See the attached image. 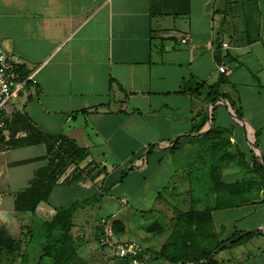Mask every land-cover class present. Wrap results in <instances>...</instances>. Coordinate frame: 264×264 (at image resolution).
I'll return each mask as SVG.
<instances>
[{"label": "crops", "instance_id": "0c3cea01", "mask_svg": "<svg viewBox=\"0 0 264 264\" xmlns=\"http://www.w3.org/2000/svg\"><path fill=\"white\" fill-rule=\"evenodd\" d=\"M0 43L19 78L32 76L8 121L26 115L44 133L75 140L88 151L80 165L97 177L68 182L71 165L36 214H7L6 198L14 208L15 193L49 163L44 142L11 146L19 127L13 121L0 142V225L16 217L28 229L57 208L108 193L98 182L111 184L108 179L131 167L126 177L145 183L181 147L189 154L170 171H192L204 183L211 196L196 202L204 209L214 208L217 192L225 193L214 181L215 148L222 162L218 177L234 183L231 191L244 195L258 184L263 194L252 158L264 154V0H0ZM221 79L220 92L235 100L242 116L227 99L210 101L209 86ZM244 159L251 168L241 165ZM187 181L186 192L206 193ZM259 201L255 196L245 203ZM94 206L79 207L75 216ZM212 215L211 225L221 231ZM258 226L264 232V224Z\"/></svg>", "mask_w": 264, "mask_h": 264}, {"label": "rangeland", "instance_id": "374dc122", "mask_svg": "<svg viewBox=\"0 0 264 264\" xmlns=\"http://www.w3.org/2000/svg\"><path fill=\"white\" fill-rule=\"evenodd\" d=\"M188 154L184 148H178L172 154L171 159L165 160L164 166L166 169L161 170L160 168V170L155 171L145 183H142L140 178L125 177L111 189L115 195H109L108 198L104 196L103 199L98 196L96 202L92 199L96 198L97 195L88 198L95 206L78 211L74 220L73 233L78 239L79 249H84V254L88 255L90 264H116L117 258L110 255V250L102 248L98 244L97 233L100 232L98 228L100 220L107 216L124 224L123 230L115 232L117 238L135 239L147 253H150L151 257L145 262L146 264H173L169 257L177 255L176 249L168 248L164 251V256L158 258H156L155 252L163 244L173 240H182V238L189 235L192 236L193 240L190 250L199 251L196 255L198 258L203 256L206 250L212 249L211 256L215 253L214 258L218 261L217 264H264V232H251L255 228H260L259 224H264V192L259 194L261 188L258 184L253 183L254 185H252L247 182L249 183L248 186L251 184L247 194L236 193L235 198L242 202L241 199L243 200L245 197L248 199L257 196L260 198L259 202L240 203L238 205L240 207L236 210H223V208L215 210L213 207L207 206L213 208L215 223L216 225H222L221 231H217L214 225H211L212 227L208 229L207 233L205 232L206 228L203 229L196 225H191L189 230L181 229L180 224L183 222L180 218L181 213H185L192 208H203V205L201 206L200 203L196 202L202 195L203 198L207 199L211 196L208 189L203 188L204 183L203 185L202 183L198 184L200 182L199 178L195 180L197 190L206 191V193L192 192L193 187H195L193 185L192 191L186 192V188L182 183L185 179L188 180L187 182L193 181L195 177L192 171L185 174L178 172L175 175L171 173V167L176 166L177 162L184 159ZM197 174L200 175V173ZM120 175L119 172L115 175L116 177L108 179V181L112 182L118 179ZM245 177L242 171L238 178L242 181ZM202 178H205V176ZM246 180L248 181L247 178ZM109 185L102 186L107 187ZM6 199L8 200L5 201V206L8 207L5 208V212L13 216L15 210L12 205L10 206L11 203L9 204L10 198ZM80 199L82 200V198ZM27 215L31 214L27 213ZM11 218V221H7V223L11 232L18 238L19 247L12 253L0 251V264H23V253L31 249L30 231L25 225L20 227L21 224L19 223L21 222L15 221V219L17 220L16 217ZM191 227L192 229H190ZM235 230H238L239 234L232 239L246 231H249L248 233H251V236L232 245L226 244L232 240H227L230 237L229 233L228 236L226 235L227 232L232 233ZM37 241L38 237L36 236L33 247L29 251L30 257L34 258L33 264L37 263V257L41 254ZM148 244L151 245V248H148ZM52 263V260L48 257L43 262V264Z\"/></svg>", "mask_w": 264, "mask_h": 264}, {"label": "trees", "instance_id": "16d2710c", "mask_svg": "<svg viewBox=\"0 0 264 264\" xmlns=\"http://www.w3.org/2000/svg\"><path fill=\"white\" fill-rule=\"evenodd\" d=\"M222 82L223 80L221 79L217 84L209 86L211 90L209 95L210 101L215 102L218 98L227 99L229 100V103L232 105L236 113L242 116V112L236 105L235 100L227 93L220 92L219 87ZM15 116L20 120L17 121L16 118H13L11 119V122L8 121L7 125L10 126L13 121L19 122V127L16 129V131H24L25 135L17 139L16 137H14V135L17 134V132H15L10 139L11 146L44 142L47 148V154L45 157L49 160L47 166L36 171L34 178L31 180L27 187L18 190L15 193V216L20 217L21 215L26 213L36 214L40 205L49 201L53 187L66 173V171L71 165H75V168L73 170L72 176L69 175L65 178V180H67L68 182H74L81 175L84 174L93 181L97 179V177L92 176V174H90L89 170L87 169V166L80 165V163L83 162L88 156V151L86 150V148L80 146L75 140L70 139L65 135H50L44 133L40 128L34 125L26 115L17 114ZM212 131L214 132L213 129H211L210 132ZM1 142H3V135L1 137ZM218 150L220 151V149L215 148L213 151L214 162L211 163V165L214 169L215 184H221L222 190H224L225 193L222 194L220 192H217L216 204L214 208L223 206H238L241 202L240 200L235 198L236 192L231 191L235 187L234 183H224L221 181V178L218 177V170L221 167L220 165L222 164V162L219 160L221 156H219ZM252 161H254V163L257 165L255 169L262 178L260 184L264 188V164L261 162L260 158L256 156H253ZM241 165L249 168H251L252 166L251 163L245 161V159L241 163ZM132 168L133 167H131L130 169L123 170L122 175L118 179L113 180L111 184L107 187L102 186L103 184H100L98 182V186L103 191H106L108 193L96 194V198H93L92 200H96L98 196H100V198H103L105 194L113 195L111 191L113 186L118 183V181H122ZM193 181L195 182V179H193ZM227 190H229L228 193ZM243 201L245 202L247 201V199L244 198ZM89 202L91 201L88 198L85 200L73 201L65 207L57 208L55 212L51 215V217L42 221L41 223H38L37 221L32 222L33 225L28 227V231H30L31 235V249L33 247L35 237L37 236V245L41 253L37 257L38 261L36 264H43L45 258L47 257L52 260V264H90V260L87 257L88 255L84 254V249H79V245L77 243L78 239L73 233L74 216L76 211L79 207H83L86 204H89ZM180 218L183 221L181 222L183 223L185 230H189V227L191 225H196L197 227H201L204 229L206 228V226L211 225V222L213 221L212 209L192 208L191 210L185 213H181ZM22 226L23 225H20V227ZM113 226L115 232H117V230L124 229V224L118 220H113ZM98 228L101 232V224ZM190 229H192V227ZM100 232L97 233L98 238ZM237 234H239V232H236L227 240L232 239ZM249 236H251V233L243 235L229 244L232 245L235 242H241V240ZM98 244L101 246L99 240ZM192 244L193 240L191 235L185 236L184 238H182V240L180 239L179 241H169L166 244H163L162 247L155 252L156 258L164 256V251H166L168 248H174L177 250V255L169 257L173 264L218 263V261L214 258V255L211 256L213 252L212 249L206 250L204 255L198 258L196 255L199 253V251L190 250ZM18 247L19 240L11 232L8 223L5 222L1 224L0 251L12 253L15 252ZM101 247L105 248L104 246ZM29 251H25L22 255L23 264H33L34 258L30 257ZM111 256L117 258L113 255ZM116 264H127V260L117 258Z\"/></svg>", "mask_w": 264, "mask_h": 264}, {"label": "built area", "instance_id": "2783aa9c", "mask_svg": "<svg viewBox=\"0 0 264 264\" xmlns=\"http://www.w3.org/2000/svg\"><path fill=\"white\" fill-rule=\"evenodd\" d=\"M181 40L186 42L187 39L182 38ZM18 69V65L11 61L10 53L0 43V142L8 123L7 112L23 90L27 79L32 77L20 79ZM219 70L225 72L227 66L220 65ZM100 224L102 231L98 240L101 246L110 250L111 255L127 260V264H146L145 262L151 255L137 240L117 238L110 217H103Z\"/></svg>", "mask_w": 264, "mask_h": 264}, {"label": "water", "instance_id": "95a60500", "mask_svg": "<svg viewBox=\"0 0 264 264\" xmlns=\"http://www.w3.org/2000/svg\"><path fill=\"white\" fill-rule=\"evenodd\" d=\"M234 115H236V114H234ZM255 147L258 148L257 144H255ZM259 156L261 158L262 163L264 164V154L263 153H260ZM253 231H260V229L255 228V229L251 230V232H253ZM248 232L249 231H246V232L242 233V235L236 237L235 239H232V240L228 241L226 244H229V243L235 241L236 239L240 238L241 236L246 235Z\"/></svg>", "mask_w": 264, "mask_h": 264}]
</instances>
